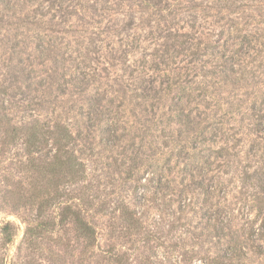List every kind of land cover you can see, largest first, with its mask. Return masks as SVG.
Wrapping results in <instances>:
<instances>
[{
	"label": "rangeland",
	"instance_id": "rangeland-1",
	"mask_svg": "<svg viewBox=\"0 0 264 264\" xmlns=\"http://www.w3.org/2000/svg\"><path fill=\"white\" fill-rule=\"evenodd\" d=\"M0 264H264V0H0Z\"/></svg>",
	"mask_w": 264,
	"mask_h": 264
},
{
	"label": "trees",
	"instance_id": "trees-1",
	"mask_svg": "<svg viewBox=\"0 0 264 264\" xmlns=\"http://www.w3.org/2000/svg\"><path fill=\"white\" fill-rule=\"evenodd\" d=\"M60 127V137L56 138L55 136H53L54 141L56 142H60L62 139H68L70 136V133L66 130V128L63 126H59ZM33 130L31 132L28 133V136L26 137V141H25V146L26 148H32L33 145H35L37 142H40L39 140V131L38 129L33 126ZM63 132V133H61ZM46 133V131H44V134ZM73 164L75 165L76 168V172L80 173L81 169H82V163L80 161L75 160L73 162ZM76 221L78 224V228L81 231L82 235L87 237L89 240H94L95 239V230L94 228L88 223V221H86L78 212L76 214Z\"/></svg>",
	"mask_w": 264,
	"mask_h": 264
}]
</instances>
